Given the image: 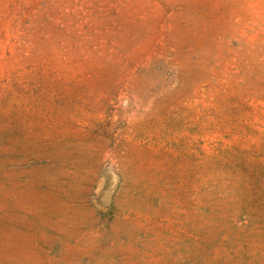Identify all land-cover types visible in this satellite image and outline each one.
I'll use <instances>...</instances> for the list:
<instances>
[{"label": "rangeland", "instance_id": "rangeland-1", "mask_svg": "<svg viewBox=\"0 0 264 264\" xmlns=\"http://www.w3.org/2000/svg\"><path fill=\"white\" fill-rule=\"evenodd\" d=\"M0 264H264V0H0Z\"/></svg>", "mask_w": 264, "mask_h": 264}]
</instances>
